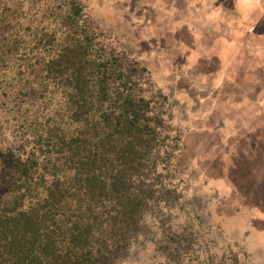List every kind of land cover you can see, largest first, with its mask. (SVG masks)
<instances>
[{"label":"rangeland","instance_id":"rangeland-1","mask_svg":"<svg viewBox=\"0 0 264 264\" xmlns=\"http://www.w3.org/2000/svg\"><path fill=\"white\" fill-rule=\"evenodd\" d=\"M111 106L149 147L102 190ZM68 254L264 264V0H0V264Z\"/></svg>","mask_w":264,"mask_h":264},{"label":"trees","instance_id":"trees-1","mask_svg":"<svg viewBox=\"0 0 264 264\" xmlns=\"http://www.w3.org/2000/svg\"><path fill=\"white\" fill-rule=\"evenodd\" d=\"M115 102L113 101L112 103L115 104ZM114 108L111 106L110 113L103 119L96 120L91 127H89L91 123L87 122L86 128L91 129V132L84 131L81 134L80 145L83 148V152H80L81 159L85 162V165H89V168L94 173L105 172L99 176H94V179L99 181L100 186H104L102 190H105V186H109L110 189L123 186L125 169L129 164L143 160L145 155H142V153L147 154L149 147L148 141H143L145 135L135 131L133 122H128L123 112L115 115L116 108ZM146 136L149 137L150 135ZM114 164L118 165V167L115 168ZM108 173L110 175H107ZM86 189H88V185L85 186ZM93 189L95 191L101 189V187H93ZM30 236L36 238L35 234ZM41 246L38 245L35 248L28 245L29 249L27 251H20L24 252L25 260H32V257H37ZM101 257L104 259L106 256L102 253ZM73 258L76 257L71 254L65 257L58 255L53 261L47 262V264H61L64 259L70 261Z\"/></svg>","mask_w":264,"mask_h":264}]
</instances>
